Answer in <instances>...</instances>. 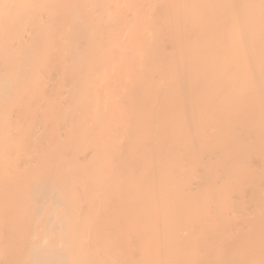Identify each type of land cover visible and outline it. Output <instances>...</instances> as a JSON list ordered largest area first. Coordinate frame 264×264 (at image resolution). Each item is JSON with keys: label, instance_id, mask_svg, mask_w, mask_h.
Masks as SVG:
<instances>
[{"label": "bare ground", "instance_id": "obj_1", "mask_svg": "<svg viewBox=\"0 0 264 264\" xmlns=\"http://www.w3.org/2000/svg\"><path fill=\"white\" fill-rule=\"evenodd\" d=\"M0 264H264V0H0Z\"/></svg>", "mask_w": 264, "mask_h": 264}]
</instances>
